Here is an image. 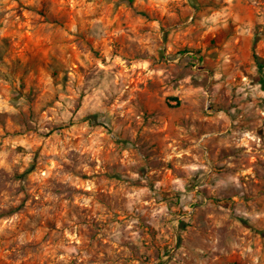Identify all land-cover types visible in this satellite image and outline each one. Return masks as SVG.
<instances>
[{"label": "rangeland", "instance_id": "1", "mask_svg": "<svg viewBox=\"0 0 264 264\" xmlns=\"http://www.w3.org/2000/svg\"><path fill=\"white\" fill-rule=\"evenodd\" d=\"M248 4L0 0V264H98L105 237L123 264L164 256L129 172L151 163L146 128L186 99L242 110L234 84L264 60V11Z\"/></svg>", "mask_w": 264, "mask_h": 264}, {"label": "crops", "instance_id": "2", "mask_svg": "<svg viewBox=\"0 0 264 264\" xmlns=\"http://www.w3.org/2000/svg\"><path fill=\"white\" fill-rule=\"evenodd\" d=\"M248 3L253 17L264 11V0ZM257 23L249 24L252 42ZM234 86L246 96L232 102V111L242 108L237 116L203 115L202 100L191 98L183 115L146 128L151 163L136 165L128 184L131 198L150 194L147 230L165 240L164 256L149 264H264V60ZM101 240L98 264H123L118 241Z\"/></svg>", "mask_w": 264, "mask_h": 264}, {"label": "trees", "instance_id": "3", "mask_svg": "<svg viewBox=\"0 0 264 264\" xmlns=\"http://www.w3.org/2000/svg\"><path fill=\"white\" fill-rule=\"evenodd\" d=\"M255 60H257V58L255 56H253ZM261 65H258V69H261Z\"/></svg>", "mask_w": 264, "mask_h": 264}]
</instances>
